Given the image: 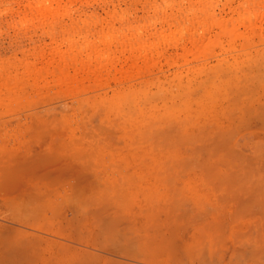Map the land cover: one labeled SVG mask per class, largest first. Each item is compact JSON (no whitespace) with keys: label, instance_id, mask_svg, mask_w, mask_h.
Returning a JSON list of instances; mask_svg holds the SVG:
<instances>
[{"label":"rangeland","instance_id":"obj_1","mask_svg":"<svg viewBox=\"0 0 264 264\" xmlns=\"http://www.w3.org/2000/svg\"><path fill=\"white\" fill-rule=\"evenodd\" d=\"M37 120L121 216L148 177L152 210L231 216L264 264V0H0L1 164Z\"/></svg>","mask_w":264,"mask_h":264},{"label":"crops","instance_id":"obj_2","mask_svg":"<svg viewBox=\"0 0 264 264\" xmlns=\"http://www.w3.org/2000/svg\"><path fill=\"white\" fill-rule=\"evenodd\" d=\"M37 121L31 129L46 138L32 141L22 164L17 153L6 164L0 160V264H261L248 256L254 241L247 231L227 223L231 216L152 210L148 177L138 186L143 198L130 199L121 216L103 196L113 182L72 160L70 150L55 149L47 138L54 120ZM14 221L21 225L9 227Z\"/></svg>","mask_w":264,"mask_h":264}]
</instances>
